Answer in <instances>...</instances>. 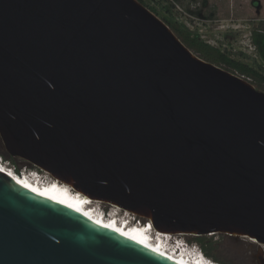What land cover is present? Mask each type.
<instances>
[{
  "label": "water",
  "instance_id": "95a60500",
  "mask_svg": "<svg viewBox=\"0 0 264 264\" xmlns=\"http://www.w3.org/2000/svg\"><path fill=\"white\" fill-rule=\"evenodd\" d=\"M0 137L156 232L247 239L264 264V92L137 0H0ZM0 264L174 263L0 172Z\"/></svg>",
  "mask_w": 264,
  "mask_h": 264
},
{
  "label": "rangeland",
  "instance_id": "374dc122",
  "mask_svg": "<svg viewBox=\"0 0 264 264\" xmlns=\"http://www.w3.org/2000/svg\"><path fill=\"white\" fill-rule=\"evenodd\" d=\"M143 1L155 10L159 19L168 20L175 24L179 30L189 33L191 38L198 37L200 42L219 50L231 61L243 65L247 71L249 69L253 70L264 77V61L253 43V35L256 31L264 34V0ZM191 51L198 57L207 55L195 50ZM214 65L222 69H231L235 74L250 82L256 89L264 92V85L262 84L263 87L260 86L259 79L247 74V72L242 75V71L234 67L222 63ZM0 156L4 157L5 166H9L11 169L16 168V173L20 175L32 173L33 176L37 175L38 178L53 183V179L48 173L29 165L21 158H18L14 163L11 158L5 157L1 151ZM6 162H10V165ZM65 187L67 188V186ZM92 208L95 207L92 206ZM99 208L109 216L114 213V209L107 204H101ZM118 213L119 218L123 220L124 212L120 211ZM139 220L142 223L147 222L140 217ZM175 240L177 241V239ZM203 240L207 243L206 249L221 261L228 264H257L255 256L259 246L254 245L247 239H235L218 234L203 236ZM178 241L189 248L196 247L201 250L195 237H180Z\"/></svg>",
  "mask_w": 264,
  "mask_h": 264
},
{
  "label": "bare ground",
  "instance_id": "6f19581e",
  "mask_svg": "<svg viewBox=\"0 0 264 264\" xmlns=\"http://www.w3.org/2000/svg\"><path fill=\"white\" fill-rule=\"evenodd\" d=\"M0 172L10 177L32 194L46 198L61 206L74 210L97 226L128 238L129 240L147 248L161 258H164L174 264H216L212 260L204 258L199 252L194 254L191 250L187 251L177 249L180 246L178 241L180 237H193L195 235H171L156 232L149 220H146L148 223H142V221L139 220V217L137 218L135 214L109 204L107 205L114 209V213L112 216L110 215L106 217L103 210L99 208L101 204L106 203L92 201L82 194H79L78 192L76 193L71 187L65 184L64 185L67 186V188L62 186L63 183L53 179L52 177L53 183L42 179L38 180L36 178L37 175H18L17 173L9 170V168L5 165H0ZM75 195L78 196L76 197ZM92 206L95 208H92ZM120 211L124 212V216L122 217L124 218L123 220L119 218L118 212ZM137 222L138 225H135ZM174 239H177V241H174Z\"/></svg>",
  "mask_w": 264,
  "mask_h": 264
},
{
  "label": "trees",
  "instance_id": "16d2710c",
  "mask_svg": "<svg viewBox=\"0 0 264 264\" xmlns=\"http://www.w3.org/2000/svg\"><path fill=\"white\" fill-rule=\"evenodd\" d=\"M137 1H139L141 4L146 6L151 12L156 14L155 10L150 8L148 5H146L143 0H137ZM156 16H158V15L156 14ZM162 21L174 32V34L190 50H195L196 52H201V53L207 54L204 57H200L203 60L210 62L212 64L222 63V64H225L229 67H234L235 69H237V70L239 69L240 71H242L241 72L242 75H245L247 72V74L259 79V81L261 83L260 86H262V84L264 85V77L261 76L260 74H258L257 72L250 70V69L247 71V69L243 65H240L238 63L231 61L224 54H222L219 50L214 49V48L210 47L209 45L203 44L202 42H200L198 37L191 38V35L189 33H184L183 31L179 30V28L175 24L169 22L166 19H162ZM253 43L256 46L258 53L260 54L261 58L264 61V34L256 31L253 35ZM214 55H215V57H214ZM212 57H214V58H212ZM224 70L235 74L231 69H224ZM195 240L200 244L201 251L206 258L212 260L216 264H228L227 262L221 261L218 258L214 257L206 249L207 243H205V241L203 240V237H195Z\"/></svg>",
  "mask_w": 264,
  "mask_h": 264
},
{
  "label": "built area",
  "instance_id": "2783aa9c",
  "mask_svg": "<svg viewBox=\"0 0 264 264\" xmlns=\"http://www.w3.org/2000/svg\"><path fill=\"white\" fill-rule=\"evenodd\" d=\"M8 165H10V162H6ZM0 165H6L5 164V159H4V157L3 156H0ZM7 168H9V170H11V171H13V172H15L16 173V168H13V169H11L9 166H6ZM18 174V173H17ZM18 175H20V174H18ZM181 244V243H180ZM184 248H185V250H191V252L192 251H195V252H202L200 249H198V248H196V247H192V248H189L187 245H185L184 244Z\"/></svg>",
  "mask_w": 264,
  "mask_h": 264
},
{
  "label": "flooded vegetation",
  "instance_id": "af4514ba",
  "mask_svg": "<svg viewBox=\"0 0 264 264\" xmlns=\"http://www.w3.org/2000/svg\"><path fill=\"white\" fill-rule=\"evenodd\" d=\"M0 151L5 155V157L11 158L13 160V162L15 163V161H17L18 158L11 156L8 151L6 150L5 146H4V142L2 140V138L0 137Z\"/></svg>",
  "mask_w": 264,
  "mask_h": 264
},
{
  "label": "clouds",
  "instance_id": "9594fccd",
  "mask_svg": "<svg viewBox=\"0 0 264 264\" xmlns=\"http://www.w3.org/2000/svg\"><path fill=\"white\" fill-rule=\"evenodd\" d=\"M192 253H194V254H195V253H197V252H195V251H192ZM199 253H200V254H202V252H199Z\"/></svg>",
  "mask_w": 264,
  "mask_h": 264
}]
</instances>
